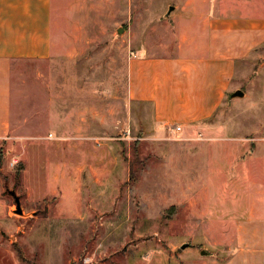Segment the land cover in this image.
I'll return each instance as SVG.
<instances>
[{"label":"rangeland","instance_id":"obj_1","mask_svg":"<svg viewBox=\"0 0 264 264\" xmlns=\"http://www.w3.org/2000/svg\"><path fill=\"white\" fill-rule=\"evenodd\" d=\"M253 3L264 15V0H54V57L12 63L0 264H189L197 251L221 253L203 237L219 228L188 224L207 214L230 226L254 201L264 206L254 193L264 159L252 155L264 141V40L238 62L217 111L190 126L164 125L151 103L130 100L128 66L176 57L195 13Z\"/></svg>","mask_w":264,"mask_h":264},{"label":"crops","instance_id":"obj_2","mask_svg":"<svg viewBox=\"0 0 264 264\" xmlns=\"http://www.w3.org/2000/svg\"><path fill=\"white\" fill-rule=\"evenodd\" d=\"M251 6L254 10L244 13L220 10L211 15L193 13L187 23L188 31L182 32L185 34L176 57L131 58L127 82L129 99L151 103L157 120L164 125L178 121L190 126L210 118L231 91L238 62L252 57L259 49L261 38L264 40V15L256 4ZM53 7L54 0H0L2 141L13 137H10L13 128V61L49 60L57 50ZM56 116L55 125H64L66 119L62 121L60 114ZM212 129L208 127L206 130ZM254 147L253 158L257 162L263 160L264 141H259ZM258 189L254 191L255 195L263 196L264 188ZM196 205L197 200L193 199L190 202L193 213L200 211ZM252 206L248 218L239 217L230 226L212 215L206 218L207 214L204 221L191 220L188 226L193 228H219L217 233L205 230L203 237L216 248L224 247L219 249V254L203 255V251H197L200 258L189 264H264V206L257 200ZM4 208L0 198V214Z\"/></svg>","mask_w":264,"mask_h":264},{"label":"water","instance_id":"obj_3","mask_svg":"<svg viewBox=\"0 0 264 264\" xmlns=\"http://www.w3.org/2000/svg\"><path fill=\"white\" fill-rule=\"evenodd\" d=\"M174 9H175V7L171 6L170 9H169V14H171ZM123 31H124L123 28L119 29L120 33L123 32ZM244 96H245V92L242 91V90H238V91H236V92H234L232 94V97H244ZM16 199H17L19 213H22L23 211H22V207H21V204H20V199L18 197ZM187 247H188L187 244L183 245V248H187Z\"/></svg>","mask_w":264,"mask_h":264},{"label":"built area","instance_id":"obj_4","mask_svg":"<svg viewBox=\"0 0 264 264\" xmlns=\"http://www.w3.org/2000/svg\"><path fill=\"white\" fill-rule=\"evenodd\" d=\"M175 131H181L182 130V127L181 126H177V127H175V129H174ZM52 136V135H51Z\"/></svg>","mask_w":264,"mask_h":264}]
</instances>
